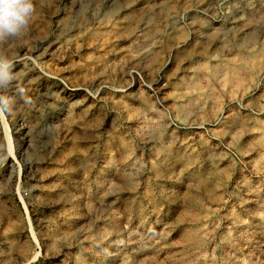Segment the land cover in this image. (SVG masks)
Returning <instances> with one entry per match:
<instances>
[{
	"label": "rangeland",
	"instance_id": "rangeland-1",
	"mask_svg": "<svg viewBox=\"0 0 264 264\" xmlns=\"http://www.w3.org/2000/svg\"><path fill=\"white\" fill-rule=\"evenodd\" d=\"M33 3L0 264H264V0Z\"/></svg>",
	"mask_w": 264,
	"mask_h": 264
},
{
	"label": "clouds",
	"instance_id": "clouds-1",
	"mask_svg": "<svg viewBox=\"0 0 264 264\" xmlns=\"http://www.w3.org/2000/svg\"><path fill=\"white\" fill-rule=\"evenodd\" d=\"M36 12L33 0H0V42L15 39L27 30ZM12 61L0 56V89H7L15 80ZM23 94V89H19ZM12 97L0 95V113L10 112Z\"/></svg>",
	"mask_w": 264,
	"mask_h": 264
},
{
	"label": "bare ground",
	"instance_id": "bare-ground-1",
	"mask_svg": "<svg viewBox=\"0 0 264 264\" xmlns=\"http://www.w3.org/2000/svg\"><path fill=\"white\" fill-rule=\"evenodd\" d=\"M12 152L10 151L9 155L6 156V159H11Z\"/></svg>",
	"mask_w": 264,
	"mask_h": 264
}]
</instances>
